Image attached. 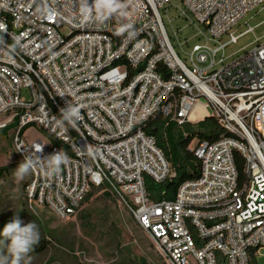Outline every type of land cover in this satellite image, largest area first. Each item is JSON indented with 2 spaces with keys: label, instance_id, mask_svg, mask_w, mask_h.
<instances>
[{
  "label": "built area",
  "instance_id": "2783aa9c",
  "mask_svg": "<svg viewBox=\"0 0 264 264\" xmlns=\"http://www.w3.org/2000/svg\"><path fill=\"white\" fill-rule=\"evenodd\" d=\"M121 3L123 13L84 23L77 0H0V130L13 129L21 161L59 151L68 158L56 176L45 175L39 164L30 171L24 185L28 205L68 220L93 190L108 188L167 264H259L264 249V37L229 63L225 50L256 31L231 33L264 0ZM168 10L177 11V18L203 40L193 46L187 40L190 51L184 58L162 16ZM122 24L133 25L134 38L117 35ZM173 30L177 38L183 28ZM225 35L229 40L223 43ZM202 98L225 133L195 148L201 173L179 187L175 200H154L146 179L164 183L172 170L143 126L157 113L179 127L197 124L204 119L197 120ZM70 102L81 110L75 129L57 123L60 109ZM31 126L61 146L49 138L28 142L24 134ZM38 143L42 152L35 151ZM236 152L243 158V179Z\"/></svg>",
  "mask_w": 264,
  "mask_h": 264
},
{
  "label": "rangeland",
  "instance_id": "374dc122",
  "mask_svg": "<svg viewBox=\"0 0 264 264\" xmlns=\"http://www.w3.org/2000/svg\"><path fill=\"white\" fill-rule=\"evenodd\" d=\"M162 16L175 49L183 58L185 52L190 51L189 46L203 43V40L195 38L198 30L187 27L184 21L177 18V11H162ZM250 27L257 29L241 37L237 44L226 48L227 63L251 50L258 40H263L264 5L250 12L232 28L231 33L241 35ZM178 28H183V31L176 38L173 29ZM64 32L68 33L66 29ZM187 40L189 46L186 45ZM228 40L229 35H225L221 42L226 43ZM24 96L27 97L28 93L25 92ZM200 102L205 104L207 100L202 98ZM187 107L190 108L189 105ZM24 137L30 143L48 141L47 135L37 126L29 127ZM21 162L14 149L13 129L0 130V168L8 169L7 174L0 178V231L18 216L23 224L35 222L40 239H46L49 246L46 252L39 255L30 252L23 264H113L119 260L116 248L118 240L112 239L117 234H120L122 246L130 247L146 264H167L149 234L137 224L126 206L114 194L110 193L111 197H107L105 192L108 191H100L103 188L93 190L89 201H85L68 220L58 219L46 207L30 208L24 184L31 174L23 178L15 175V169ZM85 211L92 214L91 228H85L80 219ZM261 254L263 256L258 258V263L264 264V249Z\"/></svg>",
  "mask_w": 264,
  "mask_h": 264
},
{
  "label": "trees",
  "instance_id": "16d2710c",
  "mask_svg": "<svg viewBox=\"0 0 264 264\" xmlns=\"http://www.w3.org/2000/svg\"><path fill=\"white\" fill-rule=\"evenodd\" d=\"M143 130L147 135L155 138L158 148L163 152L172 170L171 176L164 183L158 184L151 178L146 179L147 190L154 200H175L179 187L188 180L198 178L201 173V162L195 155V148L203 141L216 142L225 133L218 120L213 116L206 117L197 124L189 123L179 127L175 123H169V120L164 118L161 113L154 115L143 126ZM41 131L52 140L54 145L61 146L53 136L43 130ZM235 160L239 177L243 179L245 178V170L241 154L236 152ZM7 170L5 167L0 168V178L7 174ZM100 191H108L105 192V195L109 198L113 194L108 188H103ZM90 198L91 194L87 196L85 201H89ZM80 219L85 228L93 226L90 212H83ZM119 238L120 234H117L115 238L112 236L113 240H118L116 248L119 252V260L113 264H146L134 254L130 247L122 246ZM48 247V241L43 238L31 252L39 255L46 252Z\"/></svg>",
  "mask_w": 264,
  "mask_h": 264
},
{
  "label": "clouds",
  "instance_id": "9594fccd",
  "mask_svg": "<svg viewBox=\"0 0 264 264\" xmlns=\"http://www.w3.org/2000/svg\"><path fill=\"white\" fill-rule=\"evenodd\" d=\"M77 7L82 22L102 21L115 14L124 12L121 0H77ZM127 33L129 39L134 38L136 32L131 24H122L117 35ZM16 45L11 46L10 51H15ZM63 96V95H61ZM82 119L81 110L71 102L67 107L60 109L58 125L65 123L72 128H77V123ZM35 151L42 152L43 145L36 144ZM88 150V146H87ZM95 155V153H91ZM67 156L61 151L39 160L31 156H25L23 161L15 169V175L23 178L39 164L47 176H56L61 171V165L67 163ZM23 225V226H22ZM40 241V233L35 222L23 224L19 217H14L0 231V264H23L28 254Z\"/></svg>",
  "mask_w": 264,
  "mask_h": 264
},
{
  "label": "crops",
  "instance_id": "0c3cea01",
  "mask_svg": "<svg viewBox=\"0 0 264 264\" xmlns=\"http://www.w3.org/2000/svg\"><path fill=\"white\" fill-rule=\"evenodd\" d=\"M197 111H202L204 113V117L209 114L208 110L205 109L204 104L199 102L196 106ZM29 180V179H28ZM27 180V181H28ZM25 185V184H24Z\"/></svg>",
  "mask_w": 264,
  "mask_h": 264
},
{
  "label": "bare ground",
  "instance_id": "6f19581e",
  "mask_svg": "<svg viewBox=\"0 0 264 264\" xmlns=\"http://www.w3.org/2000/svg\"><path fill=\"white\" fill-rule=\"evenodd\" d=\"M199 114H198V116H197V120H199V119H202L203 117H204V113L203 112H198Z\"/></svg>",
  "mask_w": 264,
  "mask_h": 264
},
{
  "label": "water",
  "instance_id": "95a60500",
  "mask_svg": "<svg viewBox=\"0 0 264 264\" xmlns=\"http://www.w3.org/2000/svg\"><path fill=\"white\" fill-rule=\"evenodd\" d=\"M210 116H212V115L208 114V115H206V116L204 117V119H205L206 117H210Z\"/></svg>",
  "mask_w": 264,
  "mask_h": 264
}]
</instances>
